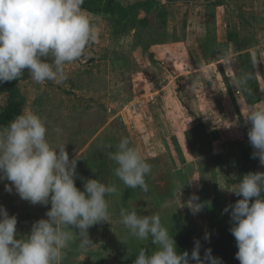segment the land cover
<instances>
[{"label": "rangeland", "instance_id": "obj_1", "mask_svg": "<svg viewBox=\"0 0 264 264\" xmlns=\"http://www.w3.org/2000/svg\"><path fill=\"white\" fill-rule=\"evenodd\" d=\"M117 1L128 4L127 8L131 3L157 2L153 11L132 9L131 12H136L130 15L138 29L136 41L150 48L147 55L158 62L157 66L148 64L143 55L147 50L139 49L136 53L131 49L134 41L131 37L103 41L102 32L109 24L101 28L96 19L103 16L85 10L93 24H97L99 37L98 42L86 49L89 61L66 64V79L62 82L38 84L29 75L18 85L26 99L23 113L32 112L41 117L48 128V142L53 147L65 146L70 160L78 158L76 187L84 188L88 179L117 187L116 193L106 197L109 222L88 229L93 246L81 250L77 237L64 250L63 264H133L142 248L150 255L156 245L151 238L138 240L130 236L121 223V208L135 209L140 215L159 214L174 240L184 235L193 245L196 240L201 246L208 244L212 231L210 219L219 217L225 207L242 199L231 191L242 180L243 171L227 157L244 136L234 104H238L246 126L251 125L243 116L247 107L264 106V102L251 96L249 82L245 86L247 91L233 86L237 76L248 73L249 65L233 57L228 67L221 58L236 52L238 44L246 47L247 39L259 40L261 47L256 54L252 53L254 59L257 57L256 64L259 63L254 65L259 75V67H264V0ZM208 2L217 3L211 8L213 13L209 10V17L205 16ZM139 21L144 23L140 25ZM230 32L238 36H231L234 42L230 50L215 47L219 45L217 42L213 46L216 37L225 45ZM209 40L213 44H208ZM143 69L145 80L134 90L132 81ZM197 77L195 90L189 89ZM260 85L263 87L261 81ZM148 94L152 102L149 96L138 102L143 105L141 112L135 111V105L129 106L136 96ZM6 99L7 95L0 96L1 106L6 105ZM128 113L129 117L142 114L140 123H135L136 118L129 119ZM57 128L61 130L59 133L55 131ZM204 135L210 148L201 154L199 146L205 144L198 143V138ZM121 137H127L130 146L139 149L151 165V172L145 177L147 192L126 187L114 175L116 164L108 158V153L116 150ZM171 137L177 139L180 155L174 148H164V141ZM249 147L252 148L250 144ZM259 165L264 171V166L260 162ZM6 184L11 186L10 181H0V206L9 216H16V238H26L34 222L47 219L45 213L51 204L33 205L21 199L14 188L7 192ZM128 190L130 196L126 194ZM192 195L199 197L194 203L203 205L195 214L186 205ZM230 212L231 209L226 213L229 219ZM73 231L78 235V229Z\"/></svg>", "mask_w": 264, "mask_h": 264}, {"label": "clouds", "instance_id": "obj_2", "mask_svg": "<svg viewBox=\"0 0 264 264\" xmlns=\"http://www.w3.org/2000/svg\"><path fill=\"white\" fill-rule=\"evenodd\" d=\"M83 4L84 0H0V83L19 79L25 70L38 84L65 80V65L86 58V49L98 39V29ZM221 58L231 67L229 54ZM251 76L245 73L235 78L233 86L247 91ZM198 82L197 77L189 89L195 90ZM243 116L251 124L247 135L254 149L252 158H259L264 166V106L249 105ZM47 133L44 120L32 112L0 126V181L11 182L5 190L11 193L14 188L33 205L51 204L47 219L34 222L30 235L23 239L16 238V216H9L0 206V264H63L64 250L71 242L78 237L81 250L93 246L88 229L110 220L106 197L116 193L117 187L88 179L84 190L78 189L74 179L78 158L70 160L63 145L53 147ZM108 158L116 164L114 175L126 187L148 191L145 177L151 165L127 137H121ZM231 192L242 197L223 210L231 209L229 231L236 240V259L240 264H264V172L245 174ZM198 199L192 195L186 204L194 214L203 208L194 203ZM120 217L131 237L151 238L156 245L150 255L142 248L133 264H223L210 248L201 259L199 240L191 256L187 251L179 253L157 213L140 215L135 209L121 208ZM73 228L79 230L78 235ZM204 239H209L208 234Z\"/></svg>", "mask_w": 264, "mask_h": 264}, {"label": "trees", "instance_id": "obj_3", "mask_svg": "<svg viewBox=\"0 0 264 264\" xmlns=\"http://www.w3.org/2000/svg\"><path fill=\"white\" fill-rule=\"evenodd\" d=\"M209 3V2H208ZM215 4L217 3H209L210 6L215 7ZM98 5V7H97ZM100 5H102L100 8ZM157 2H153V1H147L146 4L145 3H138L137 5H131L130 8H126V12L129 13L131 15V13H134L138 10V8L141 9H146L153 11V9L156 8L157 6ZM151 7V9H148V7ZM83 9L96 14V15H102L104 18H106L107 20H111L114 11L118 8L121 10V8H119V6H116L115 1L114 0H104V1H99V0H84V4L82 5ZM132 9H135L136 11H132ZM148 11V12H150ZM133 23H132V22ZM130 24H131V28L135 29V38L137 36V32L138 29L136 28L137 26L134 24L136 23L135 21L131 20ZM141 23L143 24L144 21H139V24L141 25ZM119 28V27H117ZM231 36L232 37H238L237 35H232L231 32L229 34H227V41L229 43H233L234 41L231 40ZM137 40V39H136ZM248 43L246 44V47L240 44H238V46L235 48L236 51H239L243 48H251V47H256L257 46V41L254 39H247ZM137 42V41H136ZM208 44H212V42L209 40L207 41ZM244 42V41H243ZM142 50L146 51L144 54L147 55V53L149 52V47L148 46H144L140 43V41L138 40L137 42ZM148 56V55H147ZM150 57V56H148ZM244 60L245 64L247 63L249 66L247 69L248 73L252 74L251 79L248 80V82L250 83V87L248 88V90H251V96H253V98H255V101H262L264 102V68L263 67H259V77L257 76L256 73V69L255 66L251 60V56L248 54L245 55H239L238 60ZM243 67L245 66L242 62ZM245 68V67H244ZM239 77V76H237ZM29 78V73L27 70L24 71L23 75L17 79V80H13L11 82H4V83H0V96L1 95H7V99H6V105L5 106H1L0 105V126H7L11 121H13L18 115L23 113L24 107H25V103H26V99L23 98L18 85L21 82L26 81ZM260 80L263 84V87L261 88L260 85ZM252 103H255L254 101H252ZM234 108L235 111L237 113V117L240 123V127L242 129L243 132V141L239 142L235 147H233L230 152H228L227 157L228 160H231L233 163V166L235 167H239L242 169L243 171V175L249 173V172H264L263 170H261L260 165H259V158H252V153H253V149L249 147V140H248V130L251 127L250 126H246L242 117H241V113L239 110V106L238 104H234ZM198 143L202 144L204 143V146H199L202 149H200L201 151H198L199 153L204 154V152L207 153V151L210 148V144L207 141V137L204 136H200ZM174 148V152L178 155H180L182 152L181 150H179V145L177 142V139L174 137H171L169 140H165L164 141V148H166L167 150L169 148ZM182 161V160H181ZM183 162V161H182ZM80 190H84V188H80ZM127 196L131 195V191L128 190L126 192ZM254 199H252L251 202H254ZM215 204H217V202H215ZM229 216V215H228ZM228 216H226V213L222 212L220 213L219 217H213L212 219H210V223H211V238H210V242L206 245L201 246L200 248V256L201 259H203L204 257V252L206 249H211L212 250V256L213 257H217L220 258L223 262V264H240V261L238 259H236V253L238 251V248L236 246V240L234 238V236L231 234V232L229 231V229L232 227V223L230 221V219L228 218ZM175 244H176V249L179 253H182L184 251H187L189 253V256H191V252L194 248V245L192 244V242L187 238V236H180L175 240ZM190 264H196L195 261H190ZM207 264V262H206Z\"/></svg>", "mask_w": 264, "mask_h": 264}, {"label": "crops", "instance_id": "obj_4", "mask_svg": "<svg viewBox=\"0 0 264 264\" xmlns=\"http://www.w3.org/2000/svg\"><path fill=\"white\" fill-rule=\"evenodd\" d=\"M115 1V4L116 5H118L119 6V8H121V10L120 9H116L115 11H114V13H113V16H112V18H111V20H107L106 18H104L103 17V19L101 18L100 20L99 19H96V20H98L97 21V23H99L100 24V26H101V28H102V25L103 24H105V25H107V23L109 24V26H107L106 27V30L104 31V32H102V34H103V41H106V42H108L109 43V39H112V41H116L117 39H119L120 38V40L122 39V38H125V40H128V38H133V43L131 44L132 45V47H131V49H134L135 51H136V53H138L139 52V49H140V51H142V48H141V46L136 42V39H135V29H133V28H131L130 26H131V17H130V14L129 13H127L125 10H126V8H127V6H128V4L127 5H123L121 2H119V1H117V0H114ZM135 4V3H134ZM131 5H133V3H131L130 4V6ZM213 9V7L212 6H210L209 5V3H207V4H205V10L207 11L206 12V15L205 16H207V17H209V16H211V14H210V11H212V13H213V11L214 10H212ZM210 10V11H209ZM137 11H141V12H143V9H141V8H138V10ZM88 14V13H87ZM89 15V14H88ZM95 20V21H96ZM95 25H97V24H95ZM117 27H119V28H117ZM131 35V36H130ZM99 38V37H98ZM102 39H101V41H102ZM204 40L206 39V38H203ZM203 39L201 40L202 42H200V44L199 45H201V43H203ZM255 40V39H254ZM99 41V39H97V41L96 42H98ZM125 42V41H124ZM218 43L219 45H215V43ZM102 43H104V42H102ZM225 45L223 44V43H220V41L218 40V37H216L215 38V41H214V44H213V46L215 45V47H217V46H223L225 49H226V51H228V50H230L231 48H232V43H229L228 41H227V39L225 40ZM257 46L256 47H251V48H243V49H241V50H239V51H236V52H233V54H231L230 56H231V58H237L238 59V57H239V55H245V54H248V55H250L251 56V60H252V62H253V64L255 65L256 64V58L254 59L253 58V56H252V53H255L256 54V50H258V48H260L259 47V45L261 44V42L258 40L257 41ZM149 50H150V48H149ZM234 50V49H233ZM213 52L215 53L216 52V50L214 49L213 50ZM90 55V54H89ZM143 55L145 56V58H146V60H147V62H148V64L149 65H153L154 67L155 66H157L158 65V62H156L155 60H150L151 58L150 57H148V56H146L144 53H143ZM143 55H141V56H143ZM138 56V55H137ZM256 56V55H255ZM123 58H126L125 56L123 57ZM123 58H121V60L123 59ZM144 58V57H143ZM213 58V57H212ZM139 60V59H138ZM78 61H89V57H88V53H87V56H86V58H82L81 60H78ZM135 61H137V58H136V56H135ZM143 63L145 64V61L143 60ZM120 65V64H119ZM146 65V64H145ZM256 65H258L259 66V63H257ZM255 65V66H256ZM147 66V65H146ZM144 67V68H147V67ZM264 68V67H263ZM145 73H146V71H145V69H143V71H141L140 70V72L138 73V76L132 81V88H134V90H136L135 88H139V84L141 83V82H143L145 79H144V75H145ZM137 81H138V83H137ZM261 81V80H260ZM136 83V84H135ZM262 88V87H261ZM147 96H149V101H151L152 99H151V97H150V95L148 94V95H144V96H136L135 98H133L132 99V101L130 102V104H129V106H131V108H132V106L133 105H135V106H133V107H135L136 109H135V111L136 112H141V110H143L142 109V104H139L138 102H140L141 100H143V98H146ZM137 102V103H136ZM152 102V101H151ZM108 110L111 112V111H113V109H111V107H108ZM134 113V112H133ZM126 116V115H125ZM127 116H128V118L129 119H131V120H133V119H137L136 120V124H138V123H140V117L142 116V114H137V116H131V117H129V113L127 114ZM126 116V117H127ZM142 122V121H141Z\"/></svg>", "mask_w": 264, "mask_h": 264}, {"label": "built area", "instance_id": "obj_5", "mask_svg": "<svg viewBox=\"0 0 264 264\" xmlns=\"http://www.w3.org/2000/svg\"><path fill=\"white\" fill-rule=\"evenodd\" d=\"M136 109V108H135Z\"/></svg>", "mask_w": 264, "mask_h": 264}]
</instances>
